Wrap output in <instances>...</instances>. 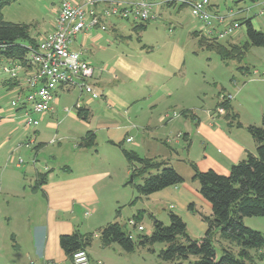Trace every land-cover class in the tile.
Masks as SVG:
<instances>
[{
  "label": "crops",
  "instance_id": "crops-1",
  "mask_svg": "<svg viewBox=\"0 0 264 264\" xmlns=\"http://www.w3.org/2000/svg\"><path fill=\"white\" fill-rule=\"evenodd\" d=\"M56 18L57 14L54 22L43 33L38 31L39 35L34 36L37 41L55 28ZM249 19L254 25L253 19ZM127 24L124 20L110 19L106 31L93 30L83 34L72 45L93 66L92 83L100 99L89 96L83 100L82 95L76 102L66 101L62 93L72 92L76 88H60L52 102V109L35 115L39 119L35 127L25 126L21 118L9 120L16 117L19 111L12 107L5 110L0 107V128L4 129L0 133V264H41L46 260L71 264L60 246V236L76 229L92 232L87 228L96 222L97 217L91 213H98L95 206L103 201L101 186L104 179L111 178L116 187L126 184L130 172L126 166L128 160L117 143L121 142L125 147L126 142H135L133 131L140 128L138 122L143 124L145 133L151 132L155 121L163 123L165 127L176 122L173 126L177 132L171 133L176 136L174 144H180L182 139L186 149V157H179L178 148L168 134L160 138V142L153 140L156 138L151 139L154 142L149 141V144H155L149 149L153 155L145 157L169 161L178 156L176 160L179 163L196 160L194 163L200 170L214 169L221 174H229L233 164L249 152L256 153L257 145L247 129L248 125L241 123V126H237V122L216 110L215 113L204 112L201 116L193 111L194 107H185L182 102L166 105L165 101L179 89L173 90L167 82L184 77L187 72V48L181 44V40L169 37L150 43L142 35V31L148 27L135 30L134 23ZM127 26L138 33V43L135 45L133 35L125 32ZM200 27L201 24L193 26L195 36H200ZM161 56L163 59H160ZM6 61L1 59L0 64ZM233 81L235 83L237 80ZM4 82L5 79L1 80L2 85L15 93V86L10 88ZM130 82L137 83L136 87L129 88ZM79 106L89 109L88 121L78 116ZM175 108H179L178 117L170 114ZM187 108L190 109L187 111L190 115H183ZM233 110L235 112L234 107ZM189 120H195L197 130L204 135L203 151L195 152L199 148H196L191 133L187 132ZM178 123H182L183 129ZM156 129L154 131L157 134ZM89 131L95 132L97 140L99 134L105 135L104 141L115 147L110 152L112 160H108L106 167L100 165L103 158H100L98 150H92L94 146H79L81 138ZM130 137L132 140L127 141ZM161 143L167 149L160 148ZM71 145L74 147L72 150ZM136 146L138 148L140 144ZM22 148L34 151L32 165H23ZM174 153L176 156H173ZM42 154L44 161H38ZM41 162L45 164L44 169L37 167ZM119 163L125 166L118 167ZM120 168L124 171H120ZM48 170L45 183L37 186L38 174ZM115 172L118 174L116 178L113 176ZM190 174L193 175V171ZM194 183L195 180L188 181L185 178L183 183L174 188L156 192L159 196L155 198L175 200L176 203L171 205L173 209H182L177 214L184 218L188 232L193 237L198 235L193 233L189 222L202 231L205 225L200 216L189 209V204L193 203L205 213H212L211 203L199 194ZM88 210L91 211L88 214L90 218L86 215ZM103 222L106 221H102L99 229L104 226L102 224H106ZM87 251L93 264L92 245Z\"/></svg>",
  "mask_w": 264,
  "mask_h": 264
},
{
  "label": "rangeland",
  "instance_id": "rangeland-1",
  "mask_svg": "<svg viewBox=\"0 0 264 264\" xmlns=\"http://www.w3.org/2000/svg\"><path fill=\"white\" fill-rule=\"evenodd\" d=\"M61 1L62 0H16L3 9V18L9 21L31 24V33L33 36L37 37L39 35L38 31L43 33L50 27L51 23L54 22ZM113 1L135 2L138 0ZM210 2L214 4L215 9H218L221 13L233 10L235 12V17L241 23L240 27L232 36L221 39L224 44L246 43L248 38L245 21L250 17L253 19L254 26L257 29L264 31V14H260V10L264 7V0H261L259 3L250 0H210ZM179 4L180 0H176V4L173 6H169L167 2H164L158 16L151 21V24L146 30L142 31L143 39H146L150 43L154 44L162 38L169 37L181 40V44L187 48V72L184 77H177V79L167 82V85L173 90L176 88L179 89L176 90L170 99L165 101V104L171 106L174 105V103L182 102L185 107H194L192 108L193 111L202 116L204 112L212 111L215 113L214 111L216 110L218 113V109L222 107L219 106L217 108L218 102L230 99L231 105L235 108V113L238 114L236 118L238 122L245 125H250L252 123L255 125H261L264 117V46L250 45L244 51L242 57L223 60L214 50H209L199 45V37L193 34L192 28L195 25L198 26L200 22L191 14L188 5L180 9ZM126 22L128 23V21H125V24L128 25ZM125 32H130L133 35L134 45L138 43L137 32L132 31L128 26L127 31L125 30ZM160 59H163V57L161 56ZM242 67H248V69H243ZM233 79H236L237 81L234 83ZM157 80L158 79H156V81ZM126 85L127 84H125V86ZM136 85L137 83L130 82L128 87H136ZM62 94L64 100L67 101L68 99L70 102H76L82 95L83 100L91 96L87 93L80 95L78 89ZM13 98L14 93H11L9 89L2 85L0 79V107L4 108V110L11 107V100ZM188 108L186 109L187 111L190 110ZM175 109V111L171 110L170 114L173 115L174 112L179 113V108ZM226 113L227 110L225 109L224 113L219 114L225 115ZM179 114L178 116H180ZM182 114L190 115V112L184 113L183 111ZM3 116L6 115L3 114ZM21 117L22 112L19 111L16 117L13 119L9 118V120H20ZM189 121L187 132L191 133L196 148H199L196 149L195 152H199V150L203 151L202 138L204 135L197 130L195 120ZM138 123L140 128H136L133 131L135 142H126L125 147L127 149H136L140 155L144 156L153 155L150 154L152 152L149 149L153 148L155 144H149V141L154 142L151 139L156 138L153 140L160 142V138L168 134L174 144L176 136L171 133L177 132V129L173 126L176 122L165 127L163 123L155 121L151 128V132L146 133L142 129L143 124H141V122ZM156 127L161 128L156 129ZM179 127L183 129L182 123L179 124ZM154 129L158 130L157 134ZM3 130L4 129L0 128V133ZM152 131L154 133H152ZM104 137L105 135L99 134L97 144L92 150H98L100 152V158H103L100 161V165L102 164L106 167L108 160L112 157V153L110 152H113L115 147L105 142ZM183 142L184 141L181 139L180 144H174L178 148L180 154L179 157H186V149L183 147ZM137 144H140V146L135 148L137 147ZM161 144L162 147L160 148L167 149L164 143ZM66 147L69 148L68 146ZM70 147V150L74 148L73 145ZM21 150V158L24 160L23 165H32L34 151L32 149L29 150L23 148ZM15 154L18 157V154ZM106 156L109 157L106 158ZM173 156H176V153H174ZM43 158L44 155L42 154L38 161H40V159L44 161ZM176 158L173 157L172 160L167 159L169 160L168 163L177 167L179 169V171H177L188 181H191L192 179L194 180V169L192 165L196 160L184 164L182 162L179 163ZM3 164H5V160ZM44 165L45 164L41 162L37 167L40 166L44 169ZM52 165L54 164L52 163ZM117 166L122 167L125 166V164L123 163L120 165L119 163ZM126 166L130 170L127 179L125 180L126 184L121 187H116L115 182H111V178L107 177L104 179L101 186L104 191L103 201L101 204L95 206L98 209V213L95 214L93 211L91 213V215L93 214L97 217L95 219L96 222L91 223L89 228H87L89 229L88 231H92V233L95 234L92 242L94 253V260L92 262L93 264H171V262L165 261L160 257V251L166 247L165 243L157 242L145 246L137 245L131 252L124 251L117 243H114L109 247H104L101 244L99 227L102 221H106L103 222L106 224H102L104 226L111 222H119L134 238H137L140 233H151L154 227V218L162 221L165 225H169L170 212L174 211L176 213H181L179 211H182V209L180 210L178 208L173 209L174 206L171 204H175V200H156L155 198L159 196L156 192L148 196L140 195L137 186L140 185L143 180L139 176L136 177L133 182H130L132 176L128 161ZM121 170L124 171L123 168H120V171ZM191 171H193V175L190 174ZM113 176L116 178L118 174L115 172L113 173ZM195 181L196 183L194 184L201 195L200 183L198 180ZM170 188H174V186H170ZM163 190L164 189L160 191ZM93 208L94 207H92V209ZM197 209L206 215L212 214L205 213L200 208ZM89 212L91 211L88 210L86 212L87 216ZM137 213H141L142 215L138 222L133 218ZM91 215L88 217L90 218ZM99 216L100 219L98 218ZM200 218L205 225L203 231L200 227L195 228L193 224L189 222L193 233H196L199 236H195V238H200L202 237L201 235L204 236L208 228V223L204 221L201 216ZM131 219L135 220L137 223L136 226L130 223ZM185 219L188 218L185 217ZM244 222L247 226L260 230L264 234V216H248L244 218ZM139 225L143 226L144 229L140 230L138 227ZM81 233H87V231H82ZM252 253L254 255L255 264H264V248L253 250ZM218 255H220L219 250ZM98 260H101V262H98Z\"/></svg>",
  "mask_w": 264,
  "mask_h": 264
},
{
  "label": "trees",
  "instance_id": "trees-1",
  "mask_svg": "<svg viewBox=\"0 0 264 264\" xmlns=\"http://www.w3.org/2000/svg\"><path fill=\"white\" fill-rule=\"evenodd\" d=\"M16 0H0V59H22L29 46H36L37 39L31 33V24L12 22L3 18V9ZM255 2L257 0H250ZM169 6L176 0H167ZM186 6L180 0L179 8ZM248 40L245 44H224L218 40H209L199 36V45L214 50L223 60L240 58L250 46H264V31L257 29L251 19L246 21ZM135 30H144L149 22L134 23ZM248 69V67H242ZM10 88L18 84L15 80H5ZM225 107L226 117L236 120L238 114L233 110L230 99L221 100L217 104ZM184 111V113H186ZM80 118L88 121L90 111L84 106L77 107ZM189 113V112H188ZM248 131L253 136L257 148L256 153L249 152L242 160L231 166L229 174H221L214 169L200 170L193 163L194 180L200 183V193L211 203L212 214L200 212L193 203L189 209L198 213L208 223L204 236L192 237L183 217L174 211L170 212V224L154 218V227L149 234L140 233L134 238L119 222H111L101 227L100 241L102 246L117 243L124 251L131 252L137 245L145 246L157 242L165 243L160 257L171 264H255L253 250L264 248V234L247 226L244 218L248 216H264V117L261 125L250 124ZM97 144L95 132L89 131L80 142V147H92ZM123 154L129 162L132 179L142 178L137 186L140 195L148 196L170 186L181 184L185 178L168 163L158 158L145 157L136 150L123 147ZM49 170L38 174L37 186L45 183ZM141 213L133 218L138 222ZM92 232L81 233L78 229L60 236V246L73 262L74 254L79 250H87L92 245ZM218 250L220 255H218ZM88 252V251H87ZM89 254V253H88Z\"/></svg>",
  "mask_w": 264,
  "mask_h": 264
},
{
  "label": "built area",
  "instance_id": "built-area-1",
  "mask_svg": "<svg viewBox=\"0 0 264 264\" xmlns=\"http://www.w3.org/2000/svg\"><path fill=\"white\" fill-rule=\"evenodd\" d=\"M181 1L189 6L191 14L200 22V35L209 40L221 41L230 37L241 25L233 10L221 13L210 0ZM164 2L167 0H62L55 28L43 35L36 46H29L22 59H9L0 64V79L18 82L11 107L22 112L24 125L35 127L39 124L35 115L52 109V102L60 88H76L81 94L100 97L92 83L93 66L81 51L72 48L81 35L93 30L106 31L110 19L150 22L158 16ZM260 14H264V7ZM224 112L225 108L218 109V113ZM176 116L178 113L174 112L172 117ZM131 140V137L127 138V141ZM130 223L137 225L133 219ZM138 227L144 229L141 225ZM41 264L59 263L46 260ZM72 264H91L87 250L77 251Z\"/></svg>",
  "mask_w": 264,
  "mask_h": 264
}]
</instances>
